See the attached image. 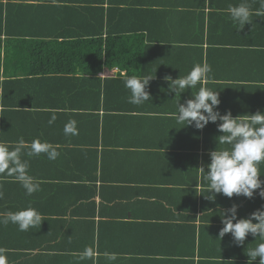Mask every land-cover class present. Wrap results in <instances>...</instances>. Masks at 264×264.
Wrapping results in <instances>:
<instances>
[{"label": "crops", "instance_id": "0c3cea01", "mask_svg": "<svg viewBox=\"0 0 264 264\" xmlns=\"http://www.w3.org/2000/svg\"><path fill=\"white\" fill-rule=\"evenodd\" d=\"M245 2L252 23L241 29L228 9ZM97 40L100 59L87 54ZM205 62L221 114L264 112L258 0H0V143L39 139L59 152H22L40 185L31 196L0 175V216L27 207L41 215L28 231L0 223L7 264H248L264 239L219 238L220 213L236 204L247 218L264 199L259 190L206 197L198 168L229 146L216 142L219 121L200 130L176 119L201 84L167 91L165 77ZM148 75L151 99L129 103L125 79ZM70 121L75 134L65 135ZM259 172L264 180V162ZM86 248L93 255L81 259Z\"/></svg>", "mask_w": 264, "mask_h": 264}, {"label": "clouds", "instance_id": "9594fccd", "mask_svg": "<svg viewBox=\"0 0 264 264\" xmlns=\"http://www.w3.org/2000/svg\"><path fill=\"white\" fill-rule=\"evenodd\" d=\"M260 10H264V0H258ZM229 14L234 22H237L241 29L246 24L252 23L251 7L245 2L236 6H230ZM212 68L206 62L195 64L187 75L172 79L165 77L168 81L169 93L180 95L184 89L195 88L201 84L199 90L192 95L184 104L178 102V122L192 125L202 130L210 122L217 123V130L220 135L216 137L219 145H228L227 148L211 151L209 153L210 163L198 170L203 174V181L207 182L208 195L210 200L215 199V194H223L231 198L233 195H243L246 198H253L256 190L259 196L264 199V180H261L259 165L264 162V112L257 111L255 114L233 116L231 111L221 114L218 106L221 103L219 92L204 86L208 74ZM155 76L145 77L130 76L124 81L125 87L130 91L129 103L142 104L151 99L148 91L150 81ZM53 115L49 124L55 122ZM65 135L75 134V122L70 121L64 127ZM28 148V155L38 156L41 153L47 155L48 159L54 160L59 155L55 147L39 139L31 141L26 145L23 139L14 145L0 143V175L12 176L25 190L26 195L31 196L39 190V183L28 174V163L21 159V154ZM238 205L233 204L231 208L221 212L224 227L220 230L219 238L231 233L235 243L242 246L251 234L253 237L264 239V206L252 212L247 218H237ZM253 221H256L255 223ZM0 223H12L18 226L20 231H28L30 227L41 224V215L32 207L16 212H7L0 216ZM93 250L86 248L81 254V259L91 258ZM248 264H253L259 258V264H264V243L248 251ZM109 259H116L115 254H110ZM0 264H7L3 249H0Z\"/></svg>", "mask_w": 264, "mask_h": 264}, {"label": "trees", "instance_id": "16d2710c", "mask_svg": "<svg viewBox=\"0 0 264 264\" xmlns=\"http://www.w3.org/2000/svg\"><path fill=\"white\" fill-rule=\"evenodd\" d=\"M57 50L59 51L60 54H66L69 48L65 46H60ZM87 54L93 56L94 59H98V58L100 59L101 56L103 55L101 43L98 40L95 42H90L89 50Z\"/></svg>", "mask_w": 264, "mask_h": 264}]
</instances>
